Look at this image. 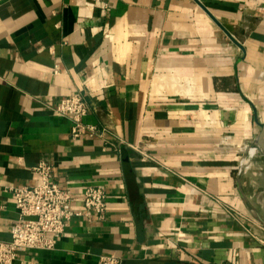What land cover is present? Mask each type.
Listing matches in <instances>:
<instances>
[{"label":"crops","instance_id":"0c3cea01","mask_svg":"<svg viewBox=\"0 0 264 264\" xmlns=\"http://www.w3.org/2000/svg\"><path fill=\"white\" fill-rule=\"evenodd\" d=\"M73 95L100 136L52 111ZM263 114L264 0H0V241L47 163L73 209L94 186L106 211L15 264H264V183L243 196L230 147Z\"/></svg>","mask_w":264,"mask_h":264},{"label":"built area","instance_id":"2783aa9c","mask_svg":"<svg viewBox=\"0 0 264 264\" xmlns=\"http://www.w3.org/2000/svg\"><path fill=\"white\" fill-rule=\"evenodd\" d=\"M262 18L263 16H244V24L248 22L246 29L253 30ZM52 111L69 117L72 139L82 135H101L97 127L84 124L88 105L81 95L62 99ZM32 172L39 180L36 185L9 189L18 216L11 227L10 239L0 241V264H15L17 255L24 251H54L72 219L89 217L92 213L102 218L105 214L106 194L100 187H87L82 195L83 210H75L72 208L74 197L71 191L58 185L51 165L39 163ZM121 263L119 257L103 255L97 264Z\"/></svg>","mask_w":264,"mask_h":264},{"label":"rangeland","instance_id":"374dc122","mask_svg":"<svg viewBox=\"0 0 264 264\" xmlns=\"http://www.w3.org/2000/svg\"><path fill=\"white\" fill-rule=\"evenodd\" d=\"M251 142L252 141H249L248 144L246 143L234 146L230 145L231 149L236 151L237 153L235 161L233 163L234 177L237 189L241 191L243 196L247 195L250 186L253 185L261 187L264 183V158H262L260 150L254 157L249 160L250 165H242V160L246 156V152L251 148L253 144V142ZM248 145L250 147L247 149V151H245ZM227 147L223 145L221 146V148L224 149H226Z\"/></svg>","mask_w":264,"mask_h":264},{"label":"bare ground","instance_id":"6f19581e","mask_svg":"<svg viewBox=\"0 0 264 264\" xmlns=\"http://www.w3.org/2000/svg\"><path fill=\"white\" fill-rule=\"evenodd\" d=\"M252 142H253V144H252V146H251V148L247 151V149L250 147L249 145H248V147L246 148V150L245 151H247L246 152V156L244 157V159L242 160V165H250L249 164V160L252 158V157H254L257 153H258V151L260 150V152H261V155H262V158H263V156H264V151L262 150V148L260 147V145H258L257 144V142H256V139H254V140H252ZM251 142V143H252ZM263 146H264V137H263ZM244 153V152H243ZM251 210V209H250Z\"/></svg>","mask_w":264,"mask_h":264},{"label":"water","instance_id":"95a60500","mask_svg":"<svg viewBox=\"0 0 264 264\" xmlns=\"http://www.w3.org/2000/svg\"><path fill=\"white\" fill-rule=\"evenodd\" d=\"M230 36V35H229ZM263 137H264V124L261 125V129L260 132L258 133V135L256 136V142L258 145H260V147L262 148V150L264 151V146H263ZM264 158V156H263ZM262 217H263V224H264V190H263V194H262Z\"/></svg>","mask_w":264,"mask_h":264}]
</instances>
